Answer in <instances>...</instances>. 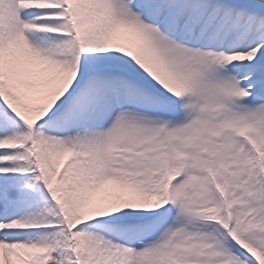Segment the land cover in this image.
Here are the masks:
<instances>
[{"label":"snow or ice","instance_id":"1","mask_svg":"<svg viewBox=\"0 0 264 264\" xmlns=\"http://www.w3.org/2000/svg\"><path fill=\"white\" fill-rule=\"evenodd\" d=\"M0 264H264V0H0Z\"/></svg>","mask_w":264,"mask_h":264}]
</instances>
